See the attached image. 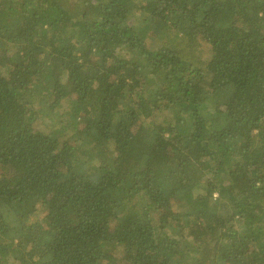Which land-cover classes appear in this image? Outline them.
<instances>
[{
	"label": "trees",
	"instance_id": "obj_1",
	"mask_svg": "<svg viewBox=\"0 0 264 264\" xmlns=\"http://www.w3.org/2000/svg\"><path fill=\"white\" fill-rule=\"evenodd\" d=\"M0 264H264V0H0Z\"/></svg>",
	"mask_w": 264,
	"mask_h": 264
}]
</instances>
